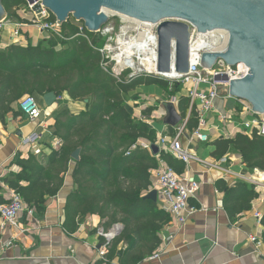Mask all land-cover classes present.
I'll return each instance as SVG.
<instances>
[{
	"label": "trees",
	"instance_id": "trees-1",
	"mask_svg": "<svg viewBox=\"0 0 264 264\" xmlns=\"http://www.w3.org/2000/svg\"><path fill=\"white\" fill-rule=\"evenodd\" d=\"M25 4V0H3L7 18L24 21L17 11ZM51 20L56 21L54 14ZM61 34L46 37L36 45L15 42L0 46L2 121L9 114L15 118L21 115L15 105L27 95L66 93L86 104L79 113L65 108L57 116L53 134L64 141L60 149H54L50 142L42 143L39 154L31 152L18 158L19 171L13 177L6 176L5 181L21 194L27 207L42 212L47 201L62 190L70 173L74 185L67 196L65 228L75 231L77 217L89 214L104 219L105 230L122 224L121 233L108 249L107 260L118 258L121 264H138L159 252L161 231L171 221L170 214L157 202L146 198L153 184V170L163 161L182 173L186 164L165 149L154 155L141 146L142 142L157 143L158 134L147 122L133 116L124 94L140 85L155 84L175 96L183 91L182 84L171 85L170 80L155 75L119 81L102 65L99 49L106 42L105 36L86 27L81 31L71 18L62 24ZM189 104L190 98L182 94L179 109L184 118ZM154 109L143 114L148 116ZM197 124L194 106L188 127ZM78 148L81 158L76 161L72 154ZM228 152L239 154L249 170L264 171V135L256 129L251 135L238 132L220 140L215 154ZM219 188L225 193L224 205L231 216L251 209L258 196L255 185L244 180L232 185L220 181ZM121 242L127 244L126 250L117 248Z\"/></svg>",
	"mask_w": 264,
	"mask_h": 264
},
{
	"label": "crops",
	"instance_id": "crops-1",
	"mask_svg": "<svg viewBox=\"0 0 264 264\" xmlns=\"http://www.w3.org/2000/svg\"><path fill=\"white\" fill-rule=\"evenodd\" d=\"M12 29V25L0 29L2 48L18 40L24 45L30 42L36 45L45 35L35 27L25 25L22 27L23 35L16 40ZM228 93L222 88L220 97L215 101V108L207 114L206 132L209 141L192 140L194 128H189L188 125L181 141L204 161L219 162L232 175L224 178L220 169H209L202 162L191 161L180 174L200 182V190L189 200V206L195 208V211L187 212L186 223L176 230L172 240L162 244L158 256L150 255L138 264H264V171L249 170L237 153L228 152L223 156L215 154L220 140L243 132V124L256 117V114L245 112L237 98ZM182 94L187 95V91L183 89L174 96L153 84L140 85L125 93L124 98L133 116L143 119L154 128L158 139L163 136L170 140L175 134V126L164 123L166 111L163 102L172 101L176 97L177 101L174 103L181 114L179 100ZM34 97L43 112L40 120L32 121L22 112L16 118L9 114L5 121L0 119L1 201L5 200L10 189L5 181L6 176L13 177L20 169L16 163L18 158L28 156L31 152L39 154L44 146L42 143L52 142L55 137L53 126L57 116L65 108L72 113L86 109L85 102L74 101L66 93L61 96L54 93L37 94ZM19 104L20 102L15 105L16 109L20 108ZM151 107L155 109L145 116L143 112ZM191 112L188 108L185 118L190 117ZM224 114L227 116L226 120L221 118ZM43 124L47 126V131ZM34 132L42 134L41 142L23 148L20 144L22 138ZM241 176H248L257 182L251 184L255 185L258 196L252 201L251 209L231 216L225 208V193L219 188V182L232 185L244 180ZM154 181L153 171V183ZM73 185V178L68 173L64 187L57 196L47 201L44 211L35 210L34 214L24 211L18 219L17 227L0 228V264H121L118 258L105 262L99 254L104 239L98 232L101 228H106L105 220L99 215H79L75 231L70 232L65 228V206ZM157 203L159 204L158 201ZM256 212L262 213L261 221L256 217ZM168 235L169 228L165 225L161 236L163 238ZM12 239L14 246L6 247L5 244ZM117 248L126 250L127 244L121 242Z\"/></svg>",
	"mask_w": 264,
	"mask_h": 264
},
{
	"label": "built area",
	"instance_id": "built-area-1",
	"mask_svg": "<svg viewBox=\"0 0 264 264\" xmlns=\"http://www.w3.org/2000/svg\"><path fill=\"white\" fill-rule=\"evenodd\" d=\"M25 1L26 4L21 6L17 11L24 21H12L6 17L0 22V29H3L8 25H12V35L16 40L23 35L22 27L25 25L35 27L40 33L47 35V37L51 35L62 36V25L59 23L57 18L55 22L51 20L52 13L46 8L43 0ZM111 17L112 16H110V18ZM123 20L130 25L128 29L131 28L133 32L136 33L134 36L128 38L131 40L141 39L142 32L139 28H137L138 26L134 20L132 21V19L128 17L123 18ZM189 25L191 33L190 66L189 71L184 74L177 73L176 76L171 77L166 76L171 74H161L158 72L157 25H154L153 27V33L156 37V45L153 59L150 62L152 69L140 68L137 62L138 58L136 59L135 55L129 57L126 54V45L120 42L121 37L119 38L116 46L109 44L99 50L103 55L102 65L104 69L109 71L119 81H122L124 77L128 81H131L143 75H155L170 80L172 82L171 85L175 82L182 84L183 89L187 91V96L190 98V111H192L194 106H196L197 111L198 124L192 130L191 138L192 140H197L199 142H207L209 141V135L206 132L208 112L215 108V101L220 97L221 89L228 88L231 80L233 79L244 78L249 73V67L244 63L231 66L221 59H218L211 68L205 67L202 63V53L207 51H225L229 42V33L225 30H214L207 33H200L195 26L191 24ZM79 27L82 31L85 27L84 23L79 24ZM113 30L114 28L108 25L103 26L96 33L107 36L111 35ZM125 35L127 34L123 33L121 36ZM19 41L20 40H18V42ZM193 41H199L202 45H204L201 49L197 47L194 48L192 46ZM19 43L23 44L21 42ZM122 47H124L125 50H123ZM174 47L175 42L173 41V48ZM134 51H137L139 56L144 55V51L142 49L135 48ZM172 69L173 72H175L174 61L172 62ZM237 100L241 103L245 112L256 114L254 119L243 124V132L251 135L256 129L259 134L264 135V113H256L253 110L252 105L246 100L239 98H237ZM172 101L176 102L177 98L173 97ZM19 106L21 112L24 115H27L30 120L37 121L41 119L43 112L34 96L27 95L20 101ZM221 118L226 120L227 116L224 114ZM188 121L189 117L184 118L179 125L175 126V134L170 140H168L167 137L160 136L157 143L160 145L161 149L169 151L177 159L183 161L186 166H189L191 161H199L209 169H220L223 176H225L224 178L232 175V173L228 169L222 167L219 162L213 163L206 160L204 161L195 151H192L183 145L181 137L188 125ZM42 126L44 130L47 131V126L45 124ZM41 140L42 134L34 132L26 137H23L20 144L23 148H28L40 143ZM51 144L54 149H60L63 146L64 141L58 136H55ZM151 144V142H142L141 146L151 151ZM133 148H136V146ZM153 171L155 181L152 184L150 191L154 189L157 190L160 207L171 216V221L167 224V228H169V235L162 238V242L164 243L168 240H172L176 230L178 231L184 226L187 221V212L190 211V213H193L195 211V208L189 206V200L196 196L200 190V182L193 180L188 176H183L172 166L163 161H160L159 167ZM242 179L250 183H257L248 176H243ZM24 211L34 214L35 209L27 207L21 194L10 188L8 194L5 196V200H0V228L17 227L18 219ZM256 217L259 221H261L263 215L261 212H256ZM122 229V224H116L110 230H105L104 228L99 230V235L104 239L99 249V254L105 262L107 261V253L112 241L121 233ZM5 246L13 247L14 239L8 241ZM156 256H158V253L154 255V257Z\"/></svg>",
	"mask_w": 264,
	"mask_h": 264
},
{
	"label": "water",
	"instance_id": "water-1",
	"mask_svg": "<svg viewBox=\"0 0 264 264\" xmlns=\"http://www.w3.org/2000/svg\"><path fill=\"white\" fill-rule=\"evenodd\" d=\"M46 8L62 25L72 16L84 23L91 32L99 31L110 19L107 11L157 25L158 72L172 74L189 71L191 56L190 25L200 33L225 30L229 33L227 49L223 52H203L202 63L211 68L218 59L231 66L244 63L249 73L231 80L224 88L229 95L248 101L256 113H264V0H43ZM7 11L0 0V22ZM173 41L175 47L173 48ZM164 123L179 125L183 116L173 101L163 102ZM161 147L151 144L158 155ZM72 158H81V148ZM146 198L158 201L157 190Z\"/></svg>",
	"mask_w": 264,
	"mask_h": 264
},
{
	"label": "bare ground",
	"instance_id": "bare-ground-1",
	"mask_svg": "<svg viewBox=\"0 0 264 264\" xmlns=\"http://www.w3.org/2000/svg\"><path fill=\"white\" fill-rule=\"evenodd\" d=\"M107 14L109 16H113L117 13L111 12V11H107ZM123 16V15H122ZM134 19H132L133 21ZM134 22L137 24V28H139V30L142 32V37L141 39L138 40H131L127 37V35L122 36L120 39V42L125 44V49H126V54L130 57V56H134L136 57V59L138 58V64L140 68H147V69H152V66L150 65V62L153 59L154 53H155V45H156V37L153 33V27L154 24L148 23V22H141V21H137L134 20ZM124 34H128L125 30L123 32ZM204 45V44H203ZM199 41H193L192 46L194 48H199L201 49L203 46ZM138 49H142L144 51V55L143 56H139V54L137 53V51H134L135 48ZM123 50L124 47H122ZM135 53V54H134ZM177 73L176 72H172L171 75H166V76H176Z\"/></svg>",
	"mask_w": 264,
	"mask_h": 264
},
{
	"label": "rangeland",
	"instance_id": "rangeland-1",
	"mask_svg": "<svg viewBox=\"0 0 264 264\" xmlns=\"http://www.w3.org/2000/svg\"><path fill=\"white\" fill-rule=\"evenodd\" d=\"M71 20H73L76 23L82 24L83 22L76 20L74 17H70ZM122 15L120 14H115L114 16H112L109 21L104 25V26H108L110 25L111 27L114 28L113 32L111 35H107L106 37V42L104 44L103 47H105L106 45L112 44L113 46H116V44L118 43V40L120 37H122L121 35L123 34L124 30L128 33L127 37H131L134 36L136 33L133 32V30L131 28L128 29V27L130 25L127 24V22H125L123 20ZM100 34V33H99ZM102 35V34H101ZM42 150H40L41 152Z\"/></svg>",
	"mask_w": 264,
	"mask_h": 264
}]
</instances>
